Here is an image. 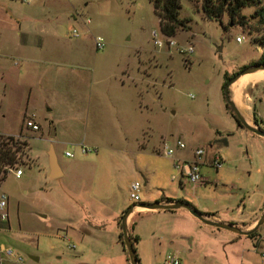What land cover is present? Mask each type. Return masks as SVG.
Here are the masks:
<instances>
[{"label":"rangeland","instance_id":"rangeland-1","mask_svg":"<svg viewBox=\"0 0 264 264\" xmlns=\"http://www.w3.org/2000/svg\"><path fill=\"white\" fill-rule=\"evenodd\" d=\"M178 1L185 26L166 38L151 0H0V104L6 107L0 131L14 134L0 137L28 145L11 168L5 166L9 172L0 183L8 215L0 220V246L12 252L11 259L104 264L109 259L101 257L92 225L103 224L101 235L109 240L110 228L121 226L122 216L112 211L116 203L127 210L167 195L214 213L233 212L242 202L259 213L264 137L237 126L222 87L225 75L233 78L263 51L256 39L264 34V0L233 18L223 13L218 22L205 18L202 0ZM154 32L161 47L153 43ZM97 38L101 49L95 48ZM166 40L175 44L167 47ZM75 73L78 101L65 78ZM240 77L228 87L231 98ZM236 93L242 117L253 125L255 116L264 129V71L242 77ZM31 115L37 131L25 127ZM165 145L172 158L163 155ZM81 147L91 150L83 155L93 161L85 164L92 174L78 181L80 189L89 187L87 202L80 205L76 190L69 222L84 225L82 240L62 227L70 216L58 207L67 174L51 179L48 173L50 148L62 162L66 151L73 154L68 159L81 157ZM197 149L204 152L198 161L208 183L198 190L181 187L174 164L192 162ZM214 156L223 158L218 169L210 166ZM134 181L141 184L140 201L129 198ZM177 213L157 210L134 218L139 264H166L171 258L179 264H264V223L248 237L205 230L197 219L188 223Z\"/></svg>","mask_w":264,"mask_h":264},{"label":"crops","instance_id":"crops-1","mask_svg":"<svg viewBox=\"0 0 264 264\" xmlns=\"http://www.w3.org/2000/svg\"><path fill=\"white\" fill-rule=\"evenodd\" d=\"M0 75H1V77H3V73H0ZM65 78H67L66 79L67 85H70L72 83L74 84L75 93H74V91L72 93L74 95H77L76 98L78 101V73H75L74 76H71V79L67 75L65 76ZM5 81L7 82L8 80L6 79ZM16 85H17V81L15 83V86ZM18 88H19V86L16 89H18ZM65 94H70L69 90L66 88H65ZM236 101L238 102V93H236ZM5 108L6 107H4L1 103L0 104V113L2 112V114H1L0 118H5V116H6V114L4 113L6 110ZM75 115L78 118V107L76 109ZM0 133H4L7 135H14L10 132L0 131ZM53 154L55 156L56 164H57V177L56 178L65 176L66 174L68 177L67 184H64V188H63L64 192L59 196V203L60 204L58 205V207H59L60 211L65 213L66 217L68 216V213L70 214V216L67 217V219H66V220H68V222L67 223L62 222V227H63V229L65 228V231H67V232L69 231L70 234L80 235V239L82 240L84 234L87 231L84 229V227H83L84 225H80L78 227H74V226L71 227L72 223L69 221H70L71 217L72 218L74 217V214L71 213L72 210L70 211V208H72V206H73L71 203L73 201H75V199H76V195H77L76 190H78V202H80V205H83V207L86 205L85 203L87 202L86 198H87V192H89V187H87L86 184H81L83 186L80 189V187L78 186V181L80 180V177H83L85 180H89V175H91L92 172H91V168L89 170H87L85 168V164L91 163L93 161H85V157H84L85 155L80 153L82 155L81 157L75 156L72 159H68V157H66L64 155L65 158H63V161L60 162V160L58 159V157L54 153V151H53ZM117 154L121 155V153H119V152ZM93 160H95V159L93 158ZM96 163H97V161H96ZM85 169H86V171H85ZM48 173H50V169H48ZM146 183L147 182L144 181V185ZM179 185L181 186V184H179ZM201 186H203V185H195V186H192V188L198 190L199 188H201ZM128 192H129V188H128ZM162 197L163 198H159L158 200H152L153 202H148V204L154 203V202H160L163 204L170 203V202H166V199H171L172 202L178 201V198L175 196L173 198H166V197H168L167 195H164ZM69 198H70V200H69ZM138 201H140V199ZM149 201H151V200H149ZM141 204H143V203L138 202V203L132 205L131 206L132 210L126 218V225L128 228V232L131 235L137 236V230L134 228V225H135L134 218L137 215L147 213V212L149 213V212L157 211V210L141 211L142 209H139L138 207H136V206H140ZM113 205H114V207L112 206L113 207L112 211H113L114 215H116V216L118 215L119 217L123 216L126 213V211L129 209L128 208L127 210H125V206L119 205V203H116ZM193 208L197 209L201 213L208 215L210 217V219H212L213 221L231 223L234 226H236L242 230H249L255 225L256 221L259 219L260 215L262 214V212L264 210V200L261 204V207L258 210L259 211L258 214L255 210L254 211H247L243 202H242V205L237 206L236 210L233 212H224V213L216 212V213H214L213 212L214 210H212L209 207H204V206H201V207L197 206V207H193ZM177 210H182V211H181V213H177V212H179ZM160 211H163V210H160ZM163 212H167V213L169 212L171 214L177 213L178 216H180L182 219H184V221H186L188 223H192V222L194 223V222L199 221L198 219H197V221H195L196 218L194 216H192L187 210L182 209V208L176 209V210H169V211L165 210ZM116 222L118 224V221H116ZM201 224H203V223L201 222ZM102 225L103 224L95 223L94 225H92V228H94V230L96 232L95 233L96 234V238H95L96 243H98V245H100L99 247H101V251H100L101 257L106 259V255H107V259H109V261H106L104 264H121V258L123 259V261H122L123 264H129L128 255L126 257V254H127L126 250H125L124 246L119 241V235L121 233V226L111 227L109 240H104L103 235H101L102 231H100V229L102 228ZM203 226H205V227H203V228H205V230H210L209 228H214V227L206 225V224H203ZM215 229H217V228H215ZM218 230H224V229H218ZM12 256H13V254L10 250H7L3 246H0V264H23V263H20V260H18V259H15V258L11 259ZM115 258L118 261H115V262L110 261V260H114ZM119 261H120V263H119Z\"/></svg>","mask_w":264,"mask_h":264},{"label":"trees","instance_id":"trees-1","mask_svg":"<svg viewBox=\"0 0 264 264\" xmlns=\"http://www.w3.org/2000/svg\"><path fill=\"white\" fill-rule=\"evenodd\" d=\"M193 1V0H189ZM201 10L208 20H214L218 22V18L223 14L227 13L230 18H233L238 15V12L251 4L257 3L259 0H202ZM153 6V12L158 19V27L160 33L166 38H171L175 35L177 30L183 29L184 21L178 18V9L180 7L178 0H151ZM256 42L263 48L262 53L259 55L257 61L255 63H264V34L256 39ZM254 63V64H255ZM231 78L228 75L224 76V84L223 89L226 83ZM229 110V107L225 105ZM253 121L258 123V120L255 116H253ZM235 122L238 127H241L238 121L235 118ZM243 128V127H242ZM7 141L0 137V183L7 176L9 169L5 166L7 165L9 168L13 166L16 162V153L20 151L21 147L28 148L27 143L18 141H14L12 137H7ZM166 202H172L171 199H166ZM169 211V210H167ZM255 234V231L247 235L251 237ZM130 235V238L134 245L138 242V237L136 235ZM119 241L123 244L122 233L119 235ZM135 249V247H134ZM138 259V258H137Z\"/></svg>","mask_w":264,"mask_h":264},{"label":"water","instance_id":"water-1","mask_svg":"<svg viewBox=\"0 0 264 264\" xmlns=\"http://www.w3.org/2000/svg\"><path fill=\"white\" fill-rule=\"evenodd\" d=\"M258 70H264V63H255L252 66L241 70L238 74H236L233 78H231L226 83L223 91H224V99L226 101V105L230 108L232 114L234 115V117L238 121L239 125L252 134H255V135L260 136V137H264V129H262L258 125V123H255V122H253V125L248 124V122H246V120L242 117V115L240 114V112L236 108L232 98L230 97V95L228 93L229 85L233 81H235L238 77H240L244 74L256 72ZM51 135H53V132L51 133ZM48 155H49V169H50L49 178L54 179L57 177V164H56V159H55V156L53 154L52 148H50ZM140 207L148 209V210H163V211H165V210H176V209L182 208V209L187 210L192 216H194L196 219H198L203 224L212 226V227L217 228V229L228 230V231H231L233 233H236L238 235H243V236H247L250 233L256 231L258 229V227L264 223V210H263L262 214L260 215L259 219L256 221L255 225L251 229L242 230V229L234 226L231 223L213 221L212 219H210V217L208 215L201 213L200 211L193 208L188 203H185L182 201H176V202H171V203H167V204H163L160 202H154V203H149V204H141ZM131 210H132V207H130L121 218V233H122V237H123V244H124L125 249L127 251L129 264H139L137 256H136V252H135V249L133 247V243H132V240L130 238L128 228L126 225V218H127L128 214L131 212Z\"/></svg>","mask_w":264,"mask_h":264},{"label":"built area","instance_id":"built-area-1","mask_svg":"<svg viewBox=\"0 0 264 264\" xmlns=\"http://www.w3.org/2000/svg\"><path fill=\"white\" fill-rule=\"evenodd\" d=\"M76 35H77L76 31L72 30L71 36L74 37ZM152 38H153V43L155 46L161 47L163 45L157 33L154 32L152 34ZM236 41L241 42L242 38H236ZM94 44H95L96 49H101L103 47V41L101 38L95 39ZM165 44L167 47H170V46H173L175 43L170 40H166ZM191 50H192L191 48H188L186 52H191ZM25 127L27 129H30L31 131L38 130V125L34 120V115H31L25 119ZM176 147L178 149H183L184 144L181 141H177ZM87 152H91V150L85 147H81V151H80L81 154H86ZM203 153L204 152L202 149H197L194 152V160L192 162H182V163L174 164L175 169L179 173V176L181 179L179 183L181 185L189 184L191 186H195V185H205L206 183H208V180L205 179L200 172V163L198 161L200 157L203 155ZM163 155L168 158H172L173 150L168 145H165L164 150H163ZM65 156L68 158H71L73 157V154L72 152L66 151ZM222 164H223V158L221 156H214L211 161L210 166L213 167L214 169H218L222 166ZM15 175L16 177L20 176L21 170L17 169L15 171ZM175 178L176 177H173V179ZM140 188H141V184L137 181H134L129 185V197L132 201L139 200L138 193H139ZM5 206H6V198L4 196H1L0 197V220L1 221H6L8 218L7 213L4 211ZM136 207H138L139 209H142L140 206H136ZM262 255L264 256V254ZM165 263L166 264H179L177 259H174V258L167 260Z\"/></svg>","mask_w":264,"mask_h":264},{"label":"bare ground","instance_id":"bare-ground-1","mask_svg":"<svg viewBox=\"0 0 264 264\" xmlns=\"http://www.w3.org/2000/svg\"><path fill=\"white\" fill-rule=\"evenodd\" d=\"M262 71H264V70H258V71H256V72L249 73V74H247V75H251V74H254V73H257V72H262ZM247 75H244V76H247ZM244 76H242V77H244ZM242 77H240V78L235 82V84L233 85V89H234V97L232 98V100H233L235 106H236V103H237V101H236V89H237V83H238V81H239ZM246 122L249 123L248 120H246Z\"/></svg>","mask_w":264,"mask_h":264}]
</instances>
